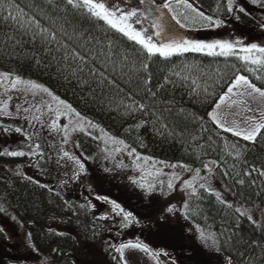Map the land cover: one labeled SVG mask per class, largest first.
<instances>
[{"label": "trees", "instance_id": "1", "mask_svg": "<svg viewBox=\"0 0 264 264\" xmlns=\"http://www.w3.org/2000/svg\"><path fill=\"white\" fill-rule=\"evenodd\" d=\"M239 1V6L244 7ZM11 2L39 20L50 33L55 31L57 39L45 40L39 34L33 39L38 29L5 21L7 9L0 11L1 73L48 88L86 122L91 121L109 136L123 140L140 156L163 162L160 164L187 165L193 171H203L205 164L211 165L214 179L234 204L229 207L230 204L217 200L215 192L199 188L198 195H187L184 199L188 208L183 204L179 221L156 225L146 216L148 212L156 213L153 205H149L151 200L131 197L128 205L140 221L130 225V230L121 229V217L115 213L106 216L107 219L89 218L83 213L79 216L63 190L64 182L56 186L38 177L31 168L32 161L25 156H0V205L15 217L28 241L27 250L19 251V262L14 264H29L22 260L26 255L37 256L40 264H115L112 260L115 253L106 250L108 244L127 242L130 237L134 238L132 241H143L154 251L168 253L159 257L160 264H173V261L175 264H228L226 258L232 264H264V226L236 212L237 208L264 211V175L260 174L264 171V135L258 136L255 143L244 141L217 128L207 115L235 75H245L257 87L264 88V72L256 73L262 76L257 80L256 74L246 70L255 66L246 65L236 57L225 60L192 53L170 61L155 58L144 71L143 58L135 56L130 42L111 32L105 35L95 22L67 6L65 0ZM190 2L206 14L225 20L220 28L184 30L191 38L207 40L229 33L228 40L239 39L248 45L253 34L261 30L260 23L246 9L247 14L232 16L223 7L220 12H214L218 2L223 6L224 0ZM53 19L57 21L55 25ZM109 39L117 41L111 55ZM65 46L69 52L79 51L87 63L73 60L71 56L65 60ZM125 49L130 54L126 61L122 55ZM185 65L195 67L189 71ZM149 76L151 81L147 87L155 96L145 89L144 81ZM184 76L189 79H183ZM193 78L199 85L197 93L192 92ZM133 101L143 104L146 113L136 110L129 114L125 106L134 107ZM6 121L0 123L1 151L13 144V139L24 142L13 129L8 133L3 131L10 127ZM138 124L142 126L137 128ZM74 143L87 159L95 157L100 149L96 139L83 133L75 134ZM98 172V168L93 170L95 174ZM161 216L164 215L157 211V217ZM196 229L209 232L215 237L216 245L207 244L201 238L197 241ZM6 241L4 230L0 231L1 247Z\"/></svg>", "mask_w": 264, "mask_h": 264}, {"label": "snow or ice", "instance_id": "2", "mask_svg": "<svg viewBox=\"0 0 264 264\" xmlns=\"http://www.w3.org/2000/svg\"><path fill=\"white\" fill-rule=\"evenodd\" d=\"M51 3V0H49ZM67 6H70L73 10L80 12L88 20L95 22L100 30L105 32V35H108L109 32L118 35L122 40H126L133 45V53L137 58H143L141 62V68L144 71H147L150 62L155 58H159L163 61H170L174 57H185L186 54H200L207 57H223L227 60L230 57H236L237 59L243 61L246 65H251L255 67H248L246 70L254 74L264 72V46L258 45L256 43H251L244 45L241 40H200L194 39L186 36L184 32L180 30H197V29H214L223 27L225 20L221 16L209 15L206 14L201 8L194 6L190 0H138L137 4L129 3L128 0H124L126 7H122L119 0H65ZM251 3L257 6L264 7V0H251ZM31 7V6H30ZM38 7V6H37ZM227 12L229 16L234 15L235 13H246L244 7L239 6L238 0H224L223 6L218 2L217 8L214 9V12H220L221 8ZM7 9V15L4 17L5 21H12L15 24H19L21 27L27 25L29 29H38V33H33V39L37 34L41 35L45 40L55 41L57 39L56 32H49L48 29L43 28L35 17L28 16L22 8L17 4L11 2V0H0V11ZM40 12H43V9L40 8ZM27 17V19H25ZM43 18V17H42ZM237 20L240 19L239 15H235ZM56 20H52V24H56ZM261 28H264V18L260 21ZM63 31V29H62ZM64 35H67L66 31ZM117 41L115 39H109L108 48L109 55H111V49L116 46ZM64 57L65 60L69 56L73 60H78L84 64L87 63L85 56L81 55L79 51L75 49L70 52L67 51ZM124 60L128 59L130 55L127 49L122 53ZM92 59H95L93 56ZM135 63V61L133 62ZM185 67L191 71L194 68V65H185ZM93 74L95 71L92 70ZM102 75V74H101ZM179 75V73H177ZM104 79H107L104 77ZM183 79H189L188 76H184ZM256 79H262V76L256 74ZM0 80H7L11 88L14 90H22L25 93H30L33 97L37 93H45L52 98L53 101L57 102V107L54 110L52 105L49 103L46 105L48 112L55 111L56 118L51 121L49 127L52 130L60 131L61 127L63 130V139L62 144L68 143L69 137V128L71 126V131H80L85 132L87 135H92L88 131V127L96 128L91 121H87L86 125L83 123L85 118L80 116L79 113L75 112L72 109L71 105L65 104L63 100H60L59 97H56L48 88L43 87L42 85L35 83L30 80H23L20 77H10L8 73H0ZM151 77L149 76L147 80L144 81L145 89L152 96H155V93L151 92V89L147 87L150 84ZM109 83H113L109 81ZM193 87L192 92L197 93L199 85L197 84V79L193 78L191 81ZM19 86V87H18ZM207 93V88L204 89ZM235 97V98H234ZM245 97H251L255 100L257 97L264 101V88L257 87L247 76L242 74L235 75V78L227 84L226 90L219 96V99L215 101L212 110L207 113L209 119L217 128L222 129L224 132L231 133L235 137H240L244 141H250L255 143L258 136L264 135V110H256L248 105V102ZM11 99V96L8 98ZM134 107L129 108L125 106L126 110L131 114L132 112L139 110L141 112L147 111L146 107L143 104H136L133 101ZM229 109L233 106L241 107L245 113H252L251 115H243L242 121L245 127H241L236 120H233L231 125L224 120V114L221 112L222 106L226 105ZM62 106V107H61ZM17 111H20V106H17ZM23 111L28 112L29 108H24ZM36 111L43 112L40 105H36ZM73 115L78 118V123L72 125L70 120L68 125H59L57 121L60 119L61 115ZM233 115H239L238 113H232ZM0 115L7 116L11 115L8 111V102H0ZM41 116H33L32 119L36 121H41ZM27 119V118H26ZM31 122V121H30ZM141 124L136 125L137 128L141 127ZM5 133L12 131L11 127L4 128ZM16 133L24 135L25 140L29 141L25 145L27 150L17 149L13 150L10 148H4L0 151V156L7 157H37L38 161L43 159L45 154L43 151L42 142H32L33 137L31 133H27L24 129L16 127L14 129ZM101 132H104L103 129H100ZM106 139H104L105 145L111 141L112 144H121L125 148H129L128 156L134 158L133 162L136 164V167L141 170V178L136 179L132 178L131 182L139 189H141L146 195L150 196L157 191V184H159L160 195L165 196L171 194L172 191L177 187L176 181H179V186L181 190L186 193L188 196L198 195L196 188L194 187V180L199 176L200 170L196 169V176L192 180L184 179L181 180L180 176L172 173L169 175L167 180V192L164 191L165 181L158 180L157 178L161 175H164L162 169L155 168V161H153L152 167L154 170H149L146 173L142 165L136 163L137 161L143 160L145 162L151 160L150 157H141L136 153L135 148H130L129 145L124 144L123 140H117L114 137L108 136L107 133H104ZM94 139H101L99 136H93ZM79 147V145H76ZM107 150V149H104ZM62 156L57 160V163H61L65 158L68 161L74 163L77 166L78 171L74 172L73 178L78 179L79 176L85 172V164L75 155L70 154L68 151L63 148L60 149ZM115 151H120L119 148ZM239 155V153H237ZM163 163V162H160ZM215 163V162H211ZM172 168H184L186 171H192V169L187 165H167ZM204 168L211 172L208 164L204 165ZM264 175V171L260 173ZM146 177H151L147 179ZM25 179L31 180V177H25ZM203 179V178H201ZM36 183V181H32ZM243 183V181H240ZM44 187V185H40ZM200 188H204L205 191H213L210 187H206L205 184L201 183ZM51 191V189H50ZM216 198L221 203H226L219 193H216ZM96 199L105 201L112 205V211L121 217L119 227L121 229H126L133 223H137L136 216L128 210H125L119 203L113 200H109L107 197L97 196ZM231 207V205H228ZM83 207V205H82ZM92 207V205H89ZM184 208H188L187 201L184 204ZM3 211V209H0ZM168 213H174L176 211L175 205H169L166 209ZM241 216H247L248 220L256 223L253 219L251 213L247 210L242 211L240 208L236 209ZM106 216H101L99 219H107ZM187 218V216L185 217ZM15 219V217H13ZM163 219V217H162ZM3 231V229H0ZM199 231V229H198ZM30 235V234H29ZM62 235V234H61ZM201 240L212 239L213 246L216 245L215 237H206L203 232L200 233ZM112 255V260L115 264H129V261L126 259L125 252L127 250H138L142 253L147 254L150 258L156 259L157 264H160L159 257L161 255L167 256L168 253L162 251H154L149 247L148 244L137 239L136 241L129 240L127 242H120L119 244L109 243L108 248L106 249ZM221 249L217 248V251ZM54 252L58 251L53 249ZM228 264H232L230 258H226ZM175 264V261H173Z\"/></svg>", "mask_w": 264, "mask_h": 264}, {"label": "rangeland", "instance_id": "3", "mask_svg": "<svg viewBox=\"0 0 264 264\" xmlns=\"http://www.w3.org/2000/svg\"><path fill=\"white\" fill-rule=\"evenodd\" d=\"M119 2L121 3L122 7H126L124 0H119ZM239 2L240 4L242 3L245 9L250 13L254 11H261L264 13V7L260 8L259 6L254 5L253 3H251V0L248 2L240 0ZM129 3L137 4L138 0H132ZM226 28L227 26H225L223 29ZM184 34L190 37L186 33V31L184 32ZM216 39L228 40L229 33H227L226 35H222L221 38L207 39L206 41ZM251 41L258 45L264 46V28H261L258 33L253 34V38L251 39ZM9 96H11L10 100L8 99ZM244 99L247 100L248 105L253 109H256L258 111L264 110V101H261L258 97L255 100H253L251 97H245ZM2 101L8 102V111L11 113V115H0V117H2V120L0 119V123H5V118H9V120L6 122L13 130L16 127H20L24 129L25 132L32 134V142L43 143V151L45 154L43 159H40L39 162H37V157H25L29 161H32L31 168L34 170V173L38 177L44 180H48L47 182H51L53 183V185L55 184L56 186L64 182L65 186L63 190L68 195L70 205L73 207V209L79 216H81V213H83L84 215L88 214L89 218L111 216L114 213L112 211V205L110 203L102 202V200L96 199L97 196H108L128 211H131V206L128 205L131 197H139L146 201L151 200L149 202V205H153L154 209H156V213L154 215L148 212V215L146 216L151 220L153 224L156 225H158L159 222V225L167 224L165 223L166 221L169 223H176L180 220V218H182L184 199L187 197V195L184 191L181 190V187L179 186V181L175 182L177 184V187L169 195H160L159 184H157L156 192H154L150 196L146 195L141 189H139L131 182L132 178H141L142 173L141 170L136 167V164H134V158L128 156L127 153L130 149L125 148L124 145L121 144H112L111 141H109V143L105 145L104 139H106V137L104 135V132H101L99 128L88 127V131L92 133V137H101V139L99 140L96 139L99 143L100 149L97 155L93 158H85L82 154L78 152V149L74 143L75 134H86L85 132L71 131L70 126L68 143L62 144V127L60 131L52 130L49 127L51 121L56 118V115L55 111L51 113L48 112L46 105L50 103L53 109L55 110L57 107V102L53 101L52 98L49 97L47 94L37 93V95L33 97L30 93H25L22 90L12 89L10 83L7 80H0V102ZM36 105H40L41 110L43 112L42 116L41 112L36 111ZM17 106H20V111H17ZM24 108H29V111H23ZM221 112L224 114V120L228 123V125H231L232 121L236 120L241 127H245L242 121V116L252 114L245 113L243 110V106H233L231 109H229L227 104L222 106ZM232 113H238L239 115H233ZM33 116H41V121L33 120ZM70 120L72 122V125H75L79 122L77 117L69 114L61 115L57 123L61 126L68 125ZM83 123L86 125L85 120ZM15 134L20 136L21 138H24V142L20 143L19 141L13 139V144L8 146L7 148L13 150H27L25 145L29 143V141L25 140L24 135L20 133ZM61 148L68 151L70 154L77 156L85 164V172L82 173L78 179L73 178L74 172L78 171L77 166L74 165L73 162L68 161L65 158L61 161V163H57V160L60 158V156H62V152L60 151ZM117 148H119L120 151H115V149ZM153 161L154 160L152 159L147 162L140 160L136 163L142 165L144 172L146 173L149 170H154L152 167ZM155 162V168L162 169V172L164 173V175L159 176L157 179L165 181V192L168 191L166 184L170 174L175 173L179 175L181 180H192L193 177L196 176V172L193 170L186 171L184 168L180 167L174 169L172 167L167 166V164H160L157 161ZM91 165L95 167H90ZM96 168L99 169V172L97 174L93 173V170H95ZM209 168H211V172H209L207 169H204L203 171H200L199 176L196 177V179L194 180V187L196 188V190H198L200 188L199 185L203 183L206 187H210L213 192L219 193L226 203L234 205L232 197L214 179L212 175L211 165H209ZM146 178L151 179V177ZM101 191L103 192L101 193ZM119 192H122L120 197ZM121 203H126V205H122ZM89 205H92V207H89ZM169 205L176 206V211L174 213H168L165 211V209ZM2 208L3 206L0 205V209ZM241 210L245 211L247 209ZM157 211L161 212V214L164 215L163 219L162 216L161 218L157 217ZM247 211L252 214L253 219L256 221L255 224L264 226V211L259 212L249 209ZM131 212L135 215L134 209ZM166 214L168 216H166ZM13 217L14 216L7 213L4 208L3 211H0V228H3L7 237L5 246L1 247L0 245V264H14L15 262H19V259H17V256H20L19 251L23 252V249L27 250L28 248L26 247L28 246L26 244L28 242L27 236L24 235V230L18 224V222L13 219ZM136 218L138 221L137 223H139L140 217L136 216ZM126 229L130 230V226ZM201 232H203L206 237H212L209 232L201 229H199L198 231V229H196L195 238L197 241L200 238ZM133 239L134 238L131 239L130 237L128 240ZM203 242L207 244H213L212 239L203 240ZM23 255L25 256L24 253ZM125 256L126 259L129 261V264H157L156 259L150 258L147 254L142 253L138 250H127L125 252ZM22 260L23 262L27 261L29 264L41 263L40 259L35 255L34 257L32 255H26V257L22 258Z\"/></svg>", "mask_w": 264, "mask_h": 264}, {"label": "water", "instance_id": "4", "mask_svg": "<svg viewBox=\"0 0 264 264\" xmlns=\"http://www.w3.org/2000/svg\"><path fill=\"white\" fill-rule=\"evenodd\" d=\"M251 14L257 22H259L262 18H264V13L258 11H254Z\"/></svg>", "mask_w": 264, "mask_h": 264}]
</instances>
